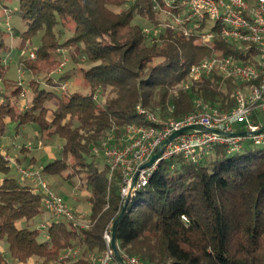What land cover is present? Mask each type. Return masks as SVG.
<instances>
[{"label":"trees","instance_id":"16d2710c","mask_svg":"<svg viewBox=\"0 0 264 264\" xmlns=\"http://www.w3.org/2000/svg\"><path fill=\"white\" fill-rule=\"evenodd\" d=\"M17 1L11 25L18 39L14 51L27 48L36 37L37 45L34 58L20 60L29 74V95L21 108V85L6 76L3 60L10 48L0 26V137L7 122L15 121V128L34 123L41 138H62L58 156L42 166V173L64 179L82 173L91 212L87 228L52 215L45 228L20 226L18 221L27 224L44 210L42 194L16 177H3L0 241L7 246L6 252L0 249V264H26L31 258L42 259L41 264H91L89 255L105 247L104 227L113 223L124 203L119 170L109 175L107 158L93 153L92 146L108 132L121 137L127 124L145 123L137 104L158 110L162 117L192 111L195 98L219 110L232 108L241 81L212 72L183 89L188 68L214 53L252 61L237 44L218 37L204 44L196 35L164 28L145 34V25L155 28L159 22L153 0ZM1 12L0 5V17ZM64 29L71 33L61 41ZM65 47L73 60L84 57L81 71L89 92L40 86L39 75L55 68V54ZM257 114L254 108L253 123ZM9 171L0 152V172ZM115 238L119 252L136 255L145 264H264V147L247 137L235 152L215 144L197 163L179 156L161 160L147 185L128 201ZM73 247L79 248L78 255L59 257Z\"/></svg>","mask_w":264,"mask_h":264},{"label":"built area","instance_id":"2783aa9c","mask_svg":"<svg viewBox=\"0 0 264 264\" xmlns=\"http://www.w3.org/2000/svg\"><path fill=\"white\" fill-rule=\"evenodd\" d=\"M153 11L159 16L155 28L143 27L148 34L158 29H169L184 36L196 35L204 44H210L215 37L225 42H234L241 53L251 59V63L235 60L232 53L213 55L191 64L183 89H189L196 81L208 77L212 72L223 78H236L244 85L234 92L235 105L228 110L212 107L201 98H195L194 109L179 117H162L158 110H150L141 104L136 110L146 122L130 123L124 126L121 141L116 142L112 132L98 144L92 146V152L102 154L109 164V175L118 169L121 175L119 194L124 201L131 183L132 197L145 187L161 160L179 156L183 162L197 163L208 154L215 144L226 147L227 152L242 148L245 136H222L216 133L188 131L177 135L167 145L151 166H142L155 152L157 146L173 131L189 125H201L224 132L255 131L264 128V0H153ZM34 56L33 52L29 54ZM19 82V84H21ZM66 81L59 84L64 90ZM1 99V96H0ZM254 108L258 111V121L253 123L251 116ZM171 112L173 106H168ZM239 125H242L238 128ZM254 145L264 147V131L248 136ZM41 142L37 141L36 146ZM34 144L28 142L26 148ZM18 173V182L29 183L33 191L42 194V207L56 219H63L74 226L87 228L82 214L74 212L43 179L42 166L22 165L15 158L5 156ZM131 197V198H132ZM41 223L40 228H45ZM112 222L106 224L102 238L105 247L100 252L89 255L91 264H119L111 248ZM79 248H67L60 253V258L78 255ZM125 264H145L133 254L121 253Z\"/></svg>","mask_w":264,"mask_h":264},{"label":"rangeland","instance_id":"374dc122","mask_svg":"<svg viewBox=\"0 0 264 264\" xmlns=\"http://www.w3.org/2000/svg\"><path fill=\"white\" fill-rule=\"evenodd\" d=\"M3 4L7 6L4 7L1 3V8H2V14L0 17V26L4 27L7 32V38H5V41L8 43L10 50L9 53L5 56L3 63L7 67L6 69V76L13 81L19 82L22 81L21 84V92L20 95L17 98V101L21 105V108H24L26 100L29 95V87L26 84L27 78H29V74H27L26 71H24L22 64L20 63V60L24 57L27 56L28 58H34L31 57L29 54L30 52H33L34 50L33 47L37 45V37L32 40L30 45L27 46V48H24L22 50H17L14 51L15 46L18 44V39L12 36V30H11V25H12V11L17 8V0H1ZM11 10V11H10ZM144 27H149L145 25ZM70 31L64 29V33L62 34L60 40L64 41L69 35ZM60 52L56 53V58L58 59V62L53 70H51L48 74L47 73H41L39 75V80H40V86L46 89H54L56 91L62 90L59 87V84L62 83L63 81H66L67 86L64 90H79L81 92H89V87L84 84V80L82 78V71L81 68H85V61L84 57L82 55H78L77 60H73L70 56V52L67 47L59 49ZM67 75L64 78H61L62 80L59 81V75ZM46 75L47 77H52L53 82L50 83H55L53 84H48L46 81ZM2 88L1 82H0V90ZM8 93V92H7ZM98 95V89L94 91L93 96L97 97ZM0 96H1V91H0ZM2 97V96H1ZM15 126L16 122L15 121H9L6 124V131L3 136V141L4 143L9 145L11 144V140H14L15 144H20V143H33V136L35 134V124L34 123H27L24 124V131L25 135L27 138H23L21 134L16 135L15 133ZM22 126V125H21ZM109 134V132L106 134V136ZM114 135V133H113ZM105 136V137H106ZM115 136V135H114ZM116 137V136H115ZM121 137H116V142H120ZM41 139V138H40ZM41 140V145L36 146L35 148H40L39 150H36L35 152L33 151L32 153L36 155V157L39 158L41 164H46L49 162L51 159L55 158L57 156L58 147L55 145L56 140H60L61 143L63 142V139L55 136L50 139H45L42 138ZM43 141L45 142V146H43ZM34 148V146H32ZM50 149L51 152L54 153L53 157H49L47 154V150ZM17 162V161H16ZM9 166L11 167V170L9 173L4 174L0 172V178L6 177V176H12L16 177L18 175L17 170L14 168V166L11 163H8ZM27 165H32L35 167H39L41 165H34V164H27ZM82 173H76L74 176H70L68 178H65L63 176H53V175H48V174H43V179L46 181V183L51 187L50 181H54L55 185L52 188L58 195H60L63 199V201L66 203V205L69 208H74L75 201L80 202L82 204V207L87 208L88 202L85 197V192H86V185L84 179L80 176ZM71 193L74 194L73 197H71ZM73 210V209H72ZM75 212V211H74ZM83 215V214H82ZM51 214L47 212L46 210H43L40 214L37 216L33 217L27 224L25 223L24 220L18 221V224L20 226H28L30 228H40L41 223H47L49 221ZM84 216V215H83ZM47 218V219H46ZM6 242L5 241H0V248L3 252H6ZM60 256V255H59ZM33 260H28L26 264H41L42 259L38 258H32ZM50 264V263H48Z\"/></svg>","mask_w":264,"mask_h":264},{"label":"crops","instance_id":"0c3cea01","mask_svg":"<svg viewBox=\"0 0 264 264\" xmlns=\"http://www.w3.org/2000/svg\"><path fill=\"white\" fill-rule=\"evenodd\" d=\"M35 131L36 132H35V134L33 136L34 148H26V147H24V145L26 143L15 144L14 140H11V144L10 145H9V143L5 144L4 141H3V136H4L3 135V136L0 137V152L4 153L5 156H9V157L15 158L17 163L22 164V165L34 164V165L43 166L44 164L40 163L39 158L36 157V155L32 153L33 151L35 152L36 150H39L41 148L40 146H39L40 148L39 147L35 148V145H36L37 141L43 140L39 136V133L37 132L36 128H35ZM15 133H16V135L21 134L22 137L25 138V139L27 138V136L25 135V131H24L23 125L19 126L18 128H15ZM51 138H53V137H51ZM43 143H44L43 146H45L46 144H45L44 141H43ZM62 143H61L60 140H56L55 141V145H56V147H58V149H61ZM59 151L60 150H58V152H57V156L59 154ZM47 154H48L49 157H53L54 156V153L51 152L50 149L47 150ZM10 170H11V167H10ZM2 178H0V181L2 180ZM16 178H18V175L16 176ZM50 184H51V187L53 188L54 185H55V182L54 181H50ZM56 192H58V191H56ZM71 195H72L71 197L74 196L73 193H71ZM87 196H88V190L86 189V192H85L86 200H87ZM87 202H88L87 208L82 207V204H80V202H78V201H75L74 208H72L73 211H75L76 213L83 214L85 221H89V215H90V212H91L90 211V203H89L88 200H87ZM29 260H33V259L31 258Z\"/></svg>","mask_w":264,"mask_h":264},{"label":"water","instance_id":"95a60500","mask_svg":"<svg viewBox=\"0 0 264 264\" xmlns=\"http://www.w3.org/2000/svg\"><path fill=\"white\" fill-rule=\"evenodd\" d=\"M192 130H197V131H201V132H210V133H216V134H219V135H222V136H226V137H229V136H245V137H248V136H251L253 134H257L261 131H264V128H260V129H257L255 131H236V132H224L222 130H219V129H212V128H207V127H204V126H201V125H189V126H185V127H182L176 131H173L167 138H165L156 148L155 152L151 155L150 159L145 162L142 166H151L153 164V162L160 156V154L163 152L164 150V147L165 145H167L171 140H173L177 135L181 134V133H185V132H188V131H192ZM134 181H135V177L131 183V187H130V191L128 193V195L125 197L124 199V203H123V206H122V209L119 213V215L117 216V218L113 221L112 223V231H111V248L113 250V254H114V257L116 259V261L119 263V264H125L121 255H120V252L118 250V247H117V244H116V238H115V232H116V227H117V224H118V221L120 219V217L122 216L125 208H126V205L128 203V201L131 199L132 197V188H133V185H134Z\"/></svg>","mask_w":264,"mask_h":264}]
</instances>
